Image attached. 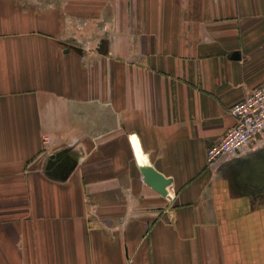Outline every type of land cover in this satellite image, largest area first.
I'll use <instances>...</instances> for the list:
<instances>
[{
    "label": "crops",
    "instance_id": "0c3cea01",
    "mask_svg": "<svg viewBox=\"0 0 264 264\" xmlns=\"http://www.w3.org/2000/svg\"><path fill=\"white\" fill-rule=\"evenodd\" d=\"M262 84L264 0H0V263L264 264Z\"/></svg>",
    "mask_w": 264,
    "mask_h": 264
},
{
    "label": "built area",
    "instance_id": "2783aa9c",
    "mask_svg": "<svg viewBox=\"0 0 264 264\" xmlns=\"http://www.w3.org/2000/svg\"><path fill=\"white\" fill-rule=\"evenodd\" d=\"M231 114L236 119L235 126L208 150L207 163L210 168L244 153L264 137V84L250 91L244 100L235 104L231 108ZM45 141L48 142L49 138ZM127 264H132L131 259Z\"/></svg>",
    "mask_w": 264,
    "mask_h": 264
},
{
    "label": "water",
    "instance_id": "95a60500",
    "mask_svg": "<svg viewBox=\"0 0 264 264\" xmlns=\"http://www.w3.org/2000/svg\"><path fill=\"white\" fill-rule=\"evenodd\" d=\"M146 183L155 189L158 193L166 195L165 186L168 184V179L157 172H150L145 174Z\"/></svg>",
    "mask_w": 264,
    "mask_h": 264
},
{
    "label": "bare ground",
    "instance_id": "6f19581e",
    "mask_svg": "<svg viewBox=\"0 0 264 264\" xmlns=\"http://www.w3.org/2000/svg\"><path fill=\"white\" fill-rule=\"evenodd\" d=\"M144 162V161H143ZM153 170V169H152Z\"/></svg>",
    "mask_w": 264,
    "mask_h": 264
}]
</instances>
